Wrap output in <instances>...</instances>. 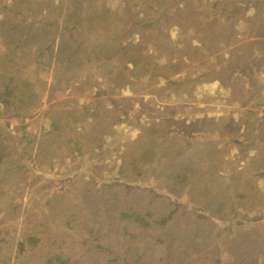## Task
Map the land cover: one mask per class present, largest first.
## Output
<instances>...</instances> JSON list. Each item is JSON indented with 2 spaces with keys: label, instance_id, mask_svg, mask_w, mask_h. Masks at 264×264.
Listing matches in <instances>:
<instances>
[{
  "label": "rangeland",
  "instance_id": "obj_1",
  "mask_svg": "<svg viewBox=\"0 0 264 264\" xmlns=\"http://www.w3.org/2000/svg\"><path fill=\"white\" fill-rule=\"evenodd\" d=\"M57 1L39 2L33 10L34 23L43 22L47 14L61 16ZM69 1L76 12L75 32H66L61 39L67 44L80 42L79 53L62 48L55 59L56 28H39L30 31L31 37L26 33L20 56L5 66L19 75L20 82L30 83L38 106L26 128L24 121H15L16 112L0 115V152L4 148L25 152L12 161L8 173H0V262L40 264L55 243L54 251L76 253L73 264H106L105 259L93 260L86 254L87 223L76 217L79 213L73 206H65L74 196L91 191L96 192V201L107 198V204L97 201L99 208L113 210L103 211L107 215L88 229L97 223L112 249H131L129 260L264 264V151L244 147L237 152L231 140L263 142L264 132L250 125L247 133H240L236 119L242 111L229 105L241 98L228 89L217 90L220 78L212 76L213 88H205V95L197 98L204 104L190 101L199 88L202 92L201 78L207 76L189 69L207 32L200 33L201 24L214 21V11L225 8L226 1L113 0L110 5L122 2L127 9L116 22L109 20L114 26L109 41L104 40L110 33L105 22L99 31L95 29V19L106 18L100 12L106 0H85L80 6ZM1 3L14 0H0V9ZM79 7L91 16L77 13ZM206 9L203 15L198 13ZM149 20L152 26L146 29L135 24ZM195 20L198 25L191 24ZM2 68L0 62V80ZM73 74L80 77L82 103L69 105L63 113L48 103L42 105L45 82L68 86ZM189 76L194 90L185 85ZM48 101H54L50 95ZM113 115L109 123L103 121ZM48 130L70 136L64 144L68 158L40 163L44 151L53 146L44 147L38 156L40 136ZM26 135L32 143L25 141ZM221 136H228L227 141L220 142ZM44 163L47 169L55 167L57 176L54 170L33 181ZM119 212L151 216L144 226L129 219L124 233L114 223H119ZM156 239L160 242L155 244ZM144 242L155 245L154 256L135 248Z\"/></svg>",
  "mask_w": 264,
  "mask_h": 264
},
{
  "label": "crops",
  "instance_id": "obj_2",
  "mask_svg": "<svg viewBox=\"0 0 264 264\" xmlns=\"http://www.w3.org/2000/svg\"><path fill=\"white\" fill-rule=\"evenodd\" d=\"M225 1L224 5H221L225 8H217L214 11L216 16L214 21H205L201 24L202 31L200 33L207 32L205 38L198 45L199 51L196 54V61L192 62L190 60L189 69L200 73L204 72L207 76L201 78L202 92L199 88V92H195L197 94H194L190 101L204 104L203 101H198L197 98L205 95V88H213L212 76L215 80L220 78L221 81L216 84L218 85L217 90L228 89L235 95V98H241V101L236 99L235 102H231L229 105L242 111V116L236 119L240 133H247L250 125H252V128L264 132V0ZM39 2H45V0H14L12 4L1 3L0 57L4 58L0 59L1 63L5 62L6 65H10L9 61L11 62V59L20 56L19 50L27 38V32L31 37L30 31L37 32L42 28H48L44 23L52 24V22H46L48 14L44 15L43 22L34 23L33 17L35 14L33 10ZM55 7L62 10L61 16L57 18L59 20L52 24L57 32V43L52 50V56L56 59L62 49L59 42H63L62 36L68 29L73 28L74 13L76 12L69 0H58ZM207 11L209 9L205 10V12ZM222 32L230 33L231 36H223ZM19 41L21 42L20 45L17 44ZM15 42L17 43L14 47L13 43ZM74 75L69 76L68 88L71 92L68 94L63 93L62 86L57 82L48 81L47 84L45 82L46 91L42 105L45 103L50 106L55 105V108L61 109L62 113L68 110L69 105L78 107L83 100L79 96L80 93L78 94L80 82L73 80ZM192 83H194V80H192V76H189L185 81V85L189 86L188 89L194 90L197 87L191 86ZM49 95L50 99L54 100L53 102L48 101ZM216 102L217 105L222 104L220 99H217ZM227 113L230 114V112ZM68 114L63 116L65 120L69 119ZM30 119H35L33 112L27 120L17 117L15 121H24L27 124L31 123L28 121ZM262 136L264 135L261 134L260 137ZM233 143L236 144L234 147L238 152H241L244 147H258L263 148L262 151H264V141L248 143L243 139H239L233 141Z\"/></svg>",
  "mask_w": 264,
  "mask_h": 264
},
{
  "label": "trees",
  "instance_id": "obj_3",
  "mask_svg": "<svg viewBox=\"0 0 264 264\" xmlns=\"http://www.w3.org/2000/svg\"><path fill=\"white\" fill-rule=\"evenodd\" d=\"M84 1L85 0H79V1L76 0L75 5H79V6L84 5ZM95 2L96 1L92 2L93 3L92 5L95 6L96 5ZM111 2H113V0H106L104 2L105 8L103 7L104 9L102 11H100L101 13H105L106 18L95 19V23H96L95 29L97 31L100 30V26H99L100 23L105 22L108 25L110 33H109V35L106 36V39H104L106 41H109L111 39V36L113 34V28H114V26H111L113 24L110 25L109 20L111 22L112 21L116 22L117 20H119V18H121L123 16V14H125L124 10L127 9V6H125L122 2L121 3L115 2L112 5H110ZM83 9H85V8H83ZM92 9L95 10L94 7ZM56 11L60 12L59 10H57V8H56ZM79 12H80V7L77 9V13H79ZM198 13L203 15L205 13V10H201ZM83 14H84V16H91V14L89 15L85 11L83 12ZM83 14L81 11L80 15H83ZM55 16L58 17V15H50L49 14L48 16H46V22H52L53 18ZM126 19H125V21H126ZM183 19L185 20V18H183ZM149 21H151V20H149ZM185 22H186L185 26L188 28H191L189 25H187V23H188L187 20H185ZM135 24H137L142 29H146V28H149L152 26V21H151V23L135 22ZM191 24L198 25V21L195 20ZM44 25L46 27L52 26V24H48V23H44ZM66 32L67 33L71 32L73 34L75 32V30L71 28V29H68ZM175 35L176 36L179 35V32L177 31L175 33ZM72 41H74V40H72ZM75 42L76 43H72L71 41H68V44H67L63 41L61 44V47L63 49L64 48H66V49L70 48L69 50L71 52L78 54L79 50L81 48V43L77 42V41H75ZM17 44L20 45L21 42L19 41ZM104 48L106 49V47H104ZM69 59L72 60L73 58L70 56ZM11 61H14V59H11ZM2 65H3V68H2L3 72L1 74L3 77L0 80L1 81L0 82V105L2 106V108L0 109V115H4L5 113H8L9 111L10 112L14 111V112H16L17 117H21L24 120H27L29 115L32 114V112L38 106L37 100H34L35 91H34V89L31 91L29 90V86H30L29 82L24 81V80H23V82H20L21 78H19V75H17L16 72L6 69V67H5L6 63L5 62H2ZM73 80L80 82V77L77 75H74ZM58 84L61 85L60 83H58ZM62 91L65 94L70 93V92H68L69 91L68 86H65L64 84L62 87ZM78 94H79V92H78ZM53 106L55 108V105H53ZM14 107L19 108V111L13 110ZM45 118L47 121L48 117L46 114H45ZM114 118H115V116L113 115L110 118L104 119L103 121L109 123ZM26 125L29 126L32 124L27 123L22 128H26L25 127ZM28 129H29V127L26 130H28ZM233 132L235 133L236 131H233ZM25 133L26 132H24L23 134H25ZM62 134H63V131H60V132L58 131L56 134H54L53 132L48 130V131L44 132L43 136H40V145H39L40 153L38 156H40V154L42 152L41 150L44 147L49 146V145H53V146H50L48 150L44 151L43 160L40 159V163L43 161L49 162V161H56V160L68 158L67 152L64 149V144L70 139L69 138L70 136L65 138ZM234 137L235 136H230V138H234ZM227 139H228V136H221L218 140L220 142H223V141H227ZM238 140L239 139L236 138V139H233L232 141H238ZM25 141L28 144L32 143V140H30L27 135H26ZM69 141H71V140H69ZM59 142H60V146L58 147ZM33 143H34V139H33ZM24 153L25 152H14L12 150H7L6 148H4L3 152H0V173L1 172L8 173L11 170V168L13 167L12 161L15 160L17 158V156H20ZM133 160H134L135 164L137 165L138 163L136 162V157H134ZM52 165H53V163H52ZM54 170H55V172L53 173V175L57 176V172H56L55 167L52 168V166H50L49 169H47L45 163L42 164V166H38L37 173L33 176V181L42 180L46 175L51 174ZM238 194H239V192H238ZM244 197H245V195L243 196V198ZM106 199L107 198H103V197L101 198L100 197L99 199H97V201L101 202L103 204H107ZM97 201H96V192L91 193V191H89L85 195L80 194V195L74 196L73 202H66L65 203L66 207L73 206V211L75 213L76 212L79 213L78 216H76V217L81 216L82 219L87 223L86 230L88 232L89 237L83 241V245L85 247L86 254H89V256H92L93 260L95 259L96 256H99V257L106 260L105 261L106 264H139L137 259L129 260L128 257L131 255V249L130 248L124 252H120L116 248L112 249V247L110 246L111 240L108 239V236L106 234L101 235L102 234L100 232L101 227H97V223H95L94 226H92L90 229H88V227L91 226L97 218H98V220H100L103 218V215L111 214V212L113 210L112 207L99 208ZM103 211H109V212L107 214H105V213H103ZM118 215L120 216L119 223H117V222H114V223L117 225V227L121 231H123L125 233L127 231L125 223H127V221L129 219H132L136 223L140 222L141 225L144 226V225L148 224V217L151 216V213H148L146 216H143L140 213L130 214L128 212H122V213L119 212ZM172 215H173V213L171 214V216ZM171 216L169 217V219L171 218ZM50 219H51V217H50ZM103 238H105L107 242L103 241ZM154 242L156 244L157 242H160V240L156 239V240H154ZM149 244H152V246H149ZM54 246H55V243H53L52 245H50L48 247V248H51L53 252H51L49 254V252L46 251L43 258H40V264H73L74 263L73 257L76 255V253L67 254L65 252V250H64V252H58V249H62V248H57V250L54 251L53 250ZM135 248L140 249L143 252L150 253L151 256H154L156 251H157L155 245L151 242H144L142 244H138V246H136ZM45 249H47V248H45ZM0 264H9V260L2 262V263L0 262Z\"/></svg>",
  "mask_w": 264,
  "mask_h": 264
}]
</instances>
